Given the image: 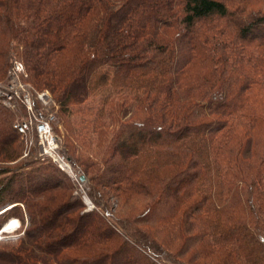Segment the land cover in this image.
<instances>
[{
	"label": "trees",
	"instance_id": "obj_1",
	"mask_svg": "<svg viewBox=\"0 0 264 264\" xmlns=\"http://www.w3.org/2000/svg\"><path fill=\"white\" fill-rule=\"evenodd\" d=\"M249 1L0 0V82L16 54L55 96L64 146L101 158L99 184L121 199L147 198L117 234L98 213L39 205L58 175L8 176L0 204L21 195L42 251L20 264H264V14ZM14 114L0 97V156Z\"/></svg>",
	"mask_w": 264,
	"mask_h": 264
},
{
	"label": "rangeland",
	"instance_id": "obj_2",
	"mask_svg": "<svg viewBox=\"0 0 264 264\" xmlns=\"http://www.w3.org/2000/svg\"><path fill=\"white\" fill-rule=\"evenodd\" d=\"M249 2H251L247 7L249 12L254 15L264 14V0H250ZM17 62L23 64V69L17 71L15 74L13 69ZM10 63L11 66L5 78L0 82V93L5 89H13V91L19 92V95H16L11 102L3 100V104L15 112L12 120L13 126L15 122L26 119L28 116L27 106L23 102V97L28 95L31 98L38 118L50 121L58 146L56 153L64 157L70 167L65 171L52 158L44 157L36 132L30 130L25 134H17L14 145L4 149L2 155L7 154V158L0 159V183L2 184L10 175L11 178L14 177V180H12L14 181L13 185L16 181V183L22 182L24 178L28 180L27 182L38 183L45 176L58 175L64 184L62 187H51L39 193L37 198L39 205L47 207L50 205L68 206L71 204L75 206L71 210L76 209V214L80 211L95 212L108 222H113L120 228L116 227L117 234H122V232L129 230V228L131 229L134 225V217L137 214H146L147 198L140 196V199L136 197L134 201L129 200V202L117 196L116 191L113 189L99 184L101 179L112 176L106 173L102 159L88 152L86 155L89 154L88 156L91 155L92 158L86 164H83L77 159L76 155H73L74 153L72 154L64 146V133L66 131L60 122V108L55 96L49 90L36 89L28 81L26 64L16 54L11 57ZM41 94L44 95L40 97ZM126 116L128 117V115ZM115 127V125H111L108 130H112ZM69 155L72 157V160L69 159ZM80 174H85L86 179L82 180ZM9 185L10 183L5 185L4 188H7ZM20 196H17V200L14 202L8 200L3 205L0 204V264H20L19 257L22 254L25 255V251L30 255H34L35 252L40 256L42 255V251L30 246L29 239H26L29 237L28 231L33 225ZM136 199L138 202L136 203V207H133L134 213L128 217V207L134 204ZM106 210L110 211L111 215L104 214ZM126 218L133 219L126 220ZM120 220H123L122 225L119 223ZM8 225L9 227L7 228Z\"/></svg>",
	"mask_w": 264,
	"mask_h": 264
},
{
	"label": "built area",
	"instance_id": "obj_3",
	"mask_svg": "<svg viewBox=\"0 0 264 264\" xmlns=\"http://www.w3.org/2000/svg\"><path fill=\"white\" fill-rule=\"evenodd\" d=\"M23 69V64L17 62L14 66V72L16 74L17 71ZM16 95H19L18 91H13V89H5L1 91L0 96L5 102H11ZM44 94H41L42 97ZM21 97V96H20ZM23 102L27 106V118L23 120H18L14 123V128L20 134H25L30 130H34L38 136V142L42 149V155L44 157H50L52 160L63 170L67 171V168L70 167L69 163L66 162L64 157H61L56 153L57 142L56 136L53 133V129L51 127L50 121L44 118H38L36 112L34 110V106L32 104L31 98L27 95L23 97Z\"/></svg>",
	"mask_w": 264,
	"mask_h": 264
},
{
	"label": "bare ground",
	"instance_id": "obj_4",
	"mask_svg": "<svg viewBox=\"0 0 264 264\" xmlns=\"http://www.w3.org/2000/svg\"><path fill=\"white\" fill-rule=\"evenodd\" d=\"M13 221H16V220H13ZM16 223V222H15ZM12 224H13V222H12ZM9 227V225L7 226V228Z\"/></svg>",
	"mask_w": 264,
	"mask_h": 264
},
{
	"label": "water",
	"instance_id": "obj_5",
	"mask_svg": "<svg viewBox=\"0 0 264 264\" xmlns=\"http://www.w3.org/2000/svg\"><path fill=\"white\" fill-rule=\"evenodd\" d=\"M81 179L83 180L84 179V176H81Z\"/></svg>",
	"mask_w": 264,
	"mask_h": 264
}]
</instances>
